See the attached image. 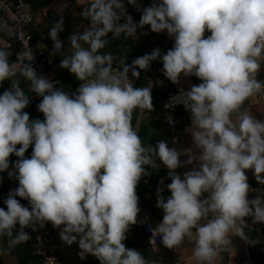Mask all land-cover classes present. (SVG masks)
<instances>
[{
	"label": "clouds",
	"instance_id": "clouds-1",
	"mask_svg": "<svg viewBox=\"0 0 264 264\" xmlns=\"http://www.w3.org/2000/svg\"><path fill=\"white\" fill-rule=\"evenodd\" d=\"M77 3L88 24L67 38L71 53L61 56L59 65L82 81L76 92L70 95L55 86L58 82L38 75L28 63L33 55L19 67L28 91L42 97L37 110L43 120H30L23 111L29 95L18 79H10L9 53L0 49V82L11 81V90L0 93V172L9 168L10 155L19 158L8 173L18 186L4 199L6 210L0 207V237L14 247L30 239L26 228L50 222L63 242L78 243L82 259L91 254L100 264H150L141 253L143 234L141 252L124 241L140 211L137 183L157 157L171 182L157 188L156 207L163 216L151 230L153 237L159 235L168 248L191 241L197 264H215L231 236L248 239L245 217L264 223V199H248L245 174L252 169L264 184V120L242 107L264 89L257 79L264 59V0H155L142 9L138 23L121 0ZM144 26L166 31L172 48L164 54L155 48L131 64L124 60L115 74L113 56L100 51L107 37L136 35ZM61 31L62 16L47 32L53 55L64 49ZM205 31L210 35L205 37ZM157 59L169 81L176 83L181 74L201 81L181 98L190 112L191 127L185 130L193 147L188 149L177 151L164 140L146 147L132 127L134 109L153 108L151 87L125 81L130 71L139 77V70ZM182 155L187 159L181 161ZM187 165L193 167L175 171Z\"/></svg>",
	"mask_w": 264,
	"mask_h": 264
},
{
	"label": "built area",
	"instance_id": "built-area-1",
	"mask_svg": "<svg viewBox=\"0 0 264 264\" xmlns=\"http://www.w3.org/2000/svg\"><path fill=\"white\" fill-rule=\"evenodd\" d=\"M30 18V7L28 3L23 0H0V36L3 38L6 46L8 48H12L15 52L14 60L10 63V65L13 66L14 75L10 77V79L15 78L19 74V67L23 63L27 62L29 55H33V59L28 63L37 72V74L58 82L55 86L71 95L76 92L79 85L70 89L63 88L57 73L60 70V64L57 62L55 56L47 51L48 44L52 42V40L46 33L41 36L38 43H34L27 30ZM58 19V15H52L49 17L51 22H55ZM204 35L206 37L210 35V33L205 31ZM136 38L140 41L141 45H143V48L138 51L134 57H132V60L138 56L144 55L145 53H151L147 46V40L142 32L137 33ZM172 41L173 40L166 32L160 48L161 54H164L168 49L172 48ZM260 63L261 68L257 73V79L264 81V59H262ZM121 71L122 70L120 69H113V72L117 75H119ZM139 71L140 75L147 74L149 87L156 85L160 88V105L162 112L160 115L159 129L165 135L167 142L172 147L177 148L182 141L190 140L191 137L185 130L190 126L185 125L181 119V113L190 116V112L185 108L181 98L183 91L190 90L192 85L185 84L175 90L172 88L171 91H166L164 85L161 87L160 85L163 82V77L165 76L162 72V62L160 59L152 61L146 71ZM180 77L176 83L171 82V85L173 86L178 84L181 79ZM128 78L129 80L125 82L133 83V86H135L138 83L140 76L133 77L130 71L128 73ZM29 94L30 102L35 105L37 119L43 120V113L37 110V105L41 101L42 97L31 92H29ZM255 96H258L264 102V89H261L259 93L250 97L249 100H246L242 107L249 110ZM166 105L169 106L166 107ZM169 121H171V123ZM138 126L139 122H137L136 130ZM14 162L15 161L9 160V168L0 172L3 175L2 184L8 193L10 190L18 186V181L14 177H9L8 175L9 171H15ZM158 164L161 170L165 172V179L170 181L168 176L169 170L161 164L159 159ZM175 171L177 172V170ZM158 187V183L150 178L145 179L142 184V189H144L145 192H153L157 190ZM136 194L138 196V207L140 212L149 218L148 221L142 222V248L149 259L150 264L151 262L159 264L154 259L153 249L155 246L163 243L160 242L159 235H155L153 237L151 230L156 227L161 219L157 218L149 210H146L142 206L140 195L138 193ZM18 200L22 205L30 207L27 200L20 197H18ZM248 220L249 223H245L243 227L245 234H250V236L247 237V240L244 239L243 242L231 240V243L223 245L218 254L224 255L226 259L221 264H264V223L253 222V219L250 216ZM26 229L30 234L29 247L33 251V254L38 257L39 264H58L61 261L60 246L55 235L50 231L46 224L42 227L37 225L35 230L32 228ZM130 229L131 225L129 227V230ZM125 242L126 239L124 243ZM188 244L192 247L191 241H189ZM191 262L192 264H197L193 257L191 258Z\"/></svg>",
	"mask_w": 264,
	"mask_h": 264
},
{
	"label": "crops",
	"instance_id": "crops-1",
	"mask_svg": "<svg viewBox=\"0 0 264 264\" xmlns=\"http://www.w3.org/2000/svg\"><path fill=\"white\" fill-rule=\"evenodd\" d=\"M155 0H136L134 4L129 3V0H121V3L124 5V8L126 10L127 15L131 16L132 19L138 18L140 20L141 12L144 7L150 6L152 3H154ZM30 7V5H29ZM31 8V7H30ZM83 5H79L77 3V0H49V6L45 9L40 10V15H37L34 20L35 28L38 31V34H46L51 27L52 24L56 23L58 20H60L61 16L63 17V31L59 32L58 35H60V40L64 42V49L61 50L63 55H69L68 51H71L70 47H67V39L64 37H61L63 33H74L76 31H80L81 33L84 31V27L88 24L85 19H83L79 13L82 11ZM52 15H58L59 19L55 22H51L49 20V17ZM31 17V14H30ZM123 22V21H122ZM66 26V27H65ZM142 32V34L145 36L148 48L150 52L155 48H161L163 38L166 34V31L161 33H155L150 30L149 26H144L143 28H138L137 33ZM131 39L135 37V35L129 36ZM152 41H154V44H152ZM173 45V41L171 42ZM181 79L179 80L178 84L171 85V81H169L166 77H163V82L161 83V87H165L166 91H171L186 85H194L199 84L201 81L196 78L195 76H188L185 77L183 74H181ZM159 87V86H158ZM64 89H70L67 87H63ZM160 89V88H159ZM143 111H140L137 122L140 123V121L143 119V116L147 118H151L150 122L147 120V123L149 122V141L151 142V145H155L158 141L164 140L167 141L165 138V135L160 131L159 129V121H160V115L161 112H157L156 114H153L152 112L147 111L146 113ZM251 113L257 118L264 120V102L258 97L255 96L253 98L252 104L250 106ZM145 113V114H144ZM141 114V115H140ZM235 116V114H234ZM144 117V118H145ZM140 118V120H139ZM181 119L185 125H188L191 127L190 123V116L184 113H181ZM137 126V124H136ZM135 131H138V128ZM139 127V126H138ZM169 147H172L168 143ZM190 147H193L192 138L190 137V140L182 141L179 146L176 148L177 151L188 149ZM174 148V147H173ZM198 151V150H196ZM156 164L155 167H153L156 171L160 172L158 174V177H161V180L158 182L159 187L161 186V182L166 185L167 183H170L171 181H168L165 179V172L159 171V164H158V158L153 157ZM186 156H180V160L184 161L186 160ZM196 162H194L195 164ZM193 167V165H187L185 167L177 168V172L183 173L187 170H190ZM144 174V173H143ZM245 174L247 176V182L250 181H256L255 176L253 174L252 169L245 170ZM264 175V174H262ZM157 176V174H156ZM148 178H151L150 175ZM147 179V178H146ZM136 186V193H138L142 200V206L149 210L153 215H155L157 218L162 220L163 212L161 209L156 207L157 202V190L153 192H145L142 190L141 184ZM250 186V185H249ZM264 186H259V188H262ZM253 186H250L249 192H248V199L252 200L253 197ZM204 196H207V193L204 194ZM148 217L144 216L140 211L137 215V222L132 226V229L126 233V243L125 246L128 248L139 250V240L142 237V222L148 221ZM249 217H245V223H249ZM46 226L50 229V231L55 235L57 242L60 246V253H61V261L58 264H83L86 262H94L99 263V260L95 258L93 255L88 254L83 259L78 255V253L81 251L78 247V243L74 242L71 245L66 244L63 242L59 237L60 229L53 227V225L50 222L45 223ZM27 231V229H26ZM247 237L250 236V234H245ZM230 240H234L236 242H243L244 239H242L240 236H231ZM188 240L183 241L180 245L176 246L175 248H168L164 246L163 244L157 245L153 249V254L155 261L159 264H192L191 258H192V247L188 244ZM141 252V251H140ZM142 255L146 258L144 252H141ZM226 257L224 255L218 254L215 264H221L225 261ZM146 260H148L146 258ZM5 264H22L21 260L17 256H12L9 252V257H7L4 260ZM33 264H38L37 261Z\"/></svg>",
	"mask_w": 264,
	"mask_h": 264
},
{
	"label": "trees",
	"instance_id": "trees-1",
	"mask_svg": "<svg viewBox=\"0 0 264 264\" xmlns=\"http://www.w3.org/2000/svg\"><path fill=\"white\" fill-rule=\"evenodd\" d=\"M23 1L28 3L31 7L30 8L31 18H30V21L27 25V30L30 34L32 41L34 43H38V41L40 40V38L43 34H41V35L38 34V31L34 25V20H35V17L37 15H40V13H41L40 10H42L44 8L46 9L49 6V0H23ZM85 21H87V20H85ZM133 21L138 23L139 19L136 18V19H133ZM71 34H73V33L67 34L65 32V33H63V35L61 37H64L65 39H67ZM59 38H60V35H58V39ZM107 39H108V43L100 51L102 53H110L113 56L112 70L113 69L122 70L124 60L127 64L131 63L132 57H134L136 55V53L138 51L142 50V48H143V45H141L140 41L136 38V35L133 39H131L129 36H124V35H121V36L116 37V38H112L111 34H109ZM0 49H3L9 53L8 61H9V63H11L14 60L15 52L12 48H8L6 46L4 40L1 36H0ZM52 49H53V42H50L48 44L47 51L51 53ZM68 52H69V54L71 53V51H68ZM54 56H55L57 62L60 64V60L62 59L61 56H63L62 52L60 51L57 54H55ZM57 73H58V76L61 80V84L63 87L74 88V87L78 86L79 83H82V81H78L75 78V76L71 72H69L67 69H63L60 67V70ZM12 79H18L19 80L20 87H22L26 91V93L29 95V99H30V94L28 91L29 82L27 80H25L23 77H21L20 73L15 78H12ZM135 86L136 87H144V86L149 87L147 74H141L140 78L138 80V83ZM57 88H59V87H57ZM6 89L11 90V81L10 80H4V81L0 82V93H3V91ZM151 99H152V105H153L152 110L145 109L144 112L146 113L147 111H149V112H152L153 114H156L157 112H162V108L160 105V101H161L160 89L156 85L151 87ZM23 111H25L29 114L30 120L31 119H37L36 111H35V105L32 104L31 102L29 103V105L25 109H23ZM140 111H141V109H134L132 114H131V124H132V127L134 128V130H135V126L137 124V117H138ZM144 117H145V115L143 116V119L140 121L138 131H136V133H137L142 145L147 147V146L151 145V142L149 141V133H148V129H149V125H150L149 122H150L151 118H147V117L144 118ZM147 120H149L148 123H147ZM17 147H19V145H17ZM31 151H32V147L30 146L29 149L25 152V158L30 157ZM18 159L19 158L16 157L15 155L9 156V160H11V161H16ZM145 169H146V171L144 172V174H142L141 180L138 183L143 184V181L146 178H148L149 175L151 177L150 179H153L157 183L161 180V177H158V174H160V172L156 171L153 167L146 165ZM159 171H162L160 167H159ZM162 172H164V171H162ZM156 174H157V176H156ZM2 179H3V175L0 173V207L5 208V210H6V205L3 203V201L7 197L8 192L5 190V188L2 184ZM138 183H137V186L139 185ZM142 184H141V187H142ZM248 184L250 186H258V187L264 186V184H259L257 181H250V182H248ZM142 190H144V189H142ZM17 199H18V197H17ZM18 228H19V225H17V229ZM15 231L16 230L14 229L13 230L14 234H15ZM25 231H26V229H25ZM29 236H30V234H29ZM7 241H8L7 237H0V264H5L4 260L7 257H9V252L12 256H14V255L17 256L21 260L22 264H33L36 261L39 264L38 257L33 254V251L29 247L30 239L24 243H21V244L14 246V247H9ZM83 264H99V263L86 262Z\"/></svg>",
	"mask_w": 264,
	"mask_h": 264
},
{
	"label": "rangeland",
	"instance_id": "rangeland-1",
	"mask_svg": "<svg viewBox=\"0 0 264 264\" xmlns=\"http://www.w3.org/2000/svg\"><path fill=\"white\" fill-rule=\"evenodd\" d=\"M152 44H154V41H152ZM249 109H250V107H249ZM141 111H143V110L141 109ZM253 187H254L252 190L253 197L254 198L261 197L262 199H264V187H262V188H259L258 186H253Z\"/></svg>",
	"mask_w": 264,
	"mask_h": 264
},
{
	"label": "bare ground",
	"instance_id": "bare-ground-1",
	"mask_svg": "<svg viewBox=\"0 0 264 264\" xmlns=\"http://www.w3.org/2000/svg\"><path fill=\"white\" fill-rule=\"evenodd\" d=\"M160 185V184H159ZM141 195V194H140ZM48 226V225H47ZM50 228V227H49Z\"/></svg>",
	"mask_w": 264,
	"mask_h": 264
}]
</instances>
